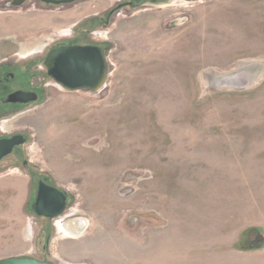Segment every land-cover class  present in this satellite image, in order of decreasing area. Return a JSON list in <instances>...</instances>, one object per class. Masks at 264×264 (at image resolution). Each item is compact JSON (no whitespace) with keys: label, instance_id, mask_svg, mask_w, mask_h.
<instances>
[{"label":"rangeland","instance_id":"obj_1","mask_svg":"<svg viewBox=\"0 0 264 264\" xmlns=\"http://www.w3.org/2000/svg\"><path fill=\"white\" fill-rule=\"evenodd\" d=\"M7 1L0 54L29 77L83 29L110 71L96 93L47 81L1 124L26 142L0 161V260L264 264V0ZM38 180L67 194L61 217L33 213Z\"/></svg>","mask_w":264,"mask_h":264},{"label":"water","instance_id":"obj_2","mask_svg":"<svg viewBox=\"0 0 264 264\" xmlns=\"http://www.w3.org/2000/svg\"><path fill=\"white\" fill-rule=\"evenodd\" d=\"M29 0H15L9 7L22 8ZM48 5L61 6L71 4L79 0H40ZM176 0H146L140 6L170 5ZM136 7L133 3H128ZM112 11L109 13V17ZM44 65L48 77L65 92H99L109 76L110 65L107 60V51L98 46H61L49 51L45 57ZM242 80V79H241ZM240 83V82H239ZM238 84V83H236ZM36 96L17 92L9 97L11 103H27L35 101ZM21 135L10 139L0 140V161L13 152L14 147L24 144ZM67 208V195L54 185L40 180L37 183L34 201L31 205L33 213L37 217L55 220L64 213ZM79 234L80 232H74ZM257 242L264 240L261 234L256 238ZM0 264H52L35 258H8L1 259Z\"/></svg>","mask_w":264,"mask_h":264},{"label":"flooded vegetation","instance_id":"obj_3","mask_svg":"<svg viewBox=\"0 0 264 264\" xmlns=\"http://www.w3.org/2000/svg\"><path fill=\"white\" fill-rule=\"evenodd\" d=\"M14 1L15 0H8L4 5L9 6ZM31 1L32 0H29L28 2H31ZM36 1L41 2L40 0H36ZM41 3H43V2H41ZM126 3L128 4V3H133V2L128 0V2H126ZM9 8H11L12 10L18 9L14 6L9 7ZM109 13L107 14L105 19L99 20L100 24H103L104 26H107L109 24V20H110L111 15H112L111 14L109 17ZM70 35L72 36V35H74V33H72ZM86 36L87 37L90 36L89 31L86 29H83V30H81V34L78 35L77 39L73 38V41L71 43L59 45L56 47L53 46L50 49H48L47 51L44 49L41 52V54H39V55L44 56L45 52H46V54L44 57L39 56V61H40L39 64H35V63L30 62L33 64L32 68H34V67L36 68L33 70V72H36V73H34L31 77H29L27 75L28 71H29L27 65H25V67H23L20 64L17 56H14V55L13 56H11V55L10 56H3L2 54H0V140L10 139L16 135H21L26 142L25 134L20 133V132L7 133V131H4L3 126H1V124L3 122H6V120H8L12 117L19 115L20 110H25L27 107H30L31 105H34V104L41 102L43 97L46 96L47 87L52 86L51 83L50 84L46 83L47 81L52 82V80L48 77L47 70H46V67L44 65L45 57L47 56L49 51H51L52 49L61 47V46H91L92 45V46L101 47L103 49L106 48L104 46L93 44L90 41H86V40L81 39V38L84 39V37H86ZM7 40L8 39H5V41H7ZM12 42H13L12 40L11 41L9 40V43H12ZM6 46H7V50H8L9 46L8 45H6ZM36 56L37 55L31 56V58L34 59V57H36ZM21 59H24L25 61L28 60L27 57L20 58V60ZM25 64H27V63L25 62ZM43 70H45L46 72L44 73ZM37 74L40 76V78H38ZM44 77L46 78V80H44ZM17 92L29 94L30 97H34V95H35L36 100L30 101L27 103H18V102L17 103H11V102H9L8 101L9 97L12 94L17 93ZM17 147L18 146L14 147L13 152H14L15 148H17ZM21 165L26 166L27 162L22 161ZM39 181L40 180H38V182ZM42 181H46V180H42ZM67 203H68V196H67Z\"/></svg>","mask_w":264,"mask_h":264},{"label":"bare ground","instance_id":"obj_4","mask_svg":"<svg viewBox=\"0 0 264 264\" xmlns=\"http://www.w3.org/2000/svg\"><path fill=\"white\" fill-rule=\"evenodd\" d=\"M62 228H63L66 232H68L69 234L73 235V233L69 232V231L65 228L64 225H62Z\"/></svg>","mask_w":264,"mask_h":264}]
</instances>
